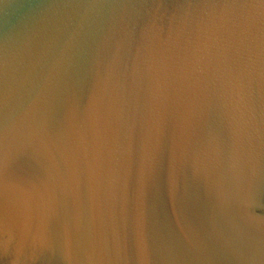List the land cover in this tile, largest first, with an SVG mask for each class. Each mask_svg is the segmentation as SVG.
Masks as SVG:
<instances>
[{"label": "water", "instance_id": "obj_1", "mask_svg": "<svg viewBox=\"0 0 264 264\" xmlns=\"http://www.w3.org/2000/svg\"><path fill=\"white\" fill-rule=\"evenodd\" d=\"M0 264H264L261 0H0Z\"/></svg>", "mask_w": 264, "mask_h": 264}, {"label": "snow or ice", "instance_id": "obj_2", "mask_svg": "<svg viewBox=\"0 0 264 264\" xmlns=\"http://www.w3.org/2000/svg\"><path fill=\"white\" fill-rule=\"evenodd\" d=\"M261 2L264 3V0H261ZM4 208H5V192L3 186L0 185V229H2V225H3Z\"/></svg>", "mask_w": 264, "mask_h": 264}]
</instances>
